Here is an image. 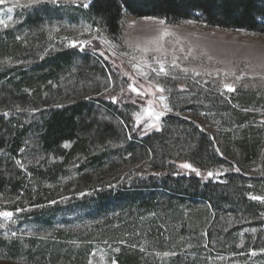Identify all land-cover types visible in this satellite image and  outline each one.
<instances>
[{
	"label": "rangeland",
	"instance_id": "374dc122",
	"mask_svg": "<svg viewBox=\"0 0 264 264\" xmlns=\"http://www.w3.org/2000/svg\"><path fill=\"white\" fill-rule=\"evenodd\" d=\"M93 1L77 0V5L88 3V8L72 3L59 8L16 7L10 15L23 22L0 28V49H8L0 55V76L6 70H18L21 73L11 76L21 83V91H26L28 83L40 89L38 96L30 90L29 100L4 95L0 111L8 113L5 117H21L31 125L30 119L39 121L41 115L48 118L78 104H87L89 111L85 114L89 124H83L79 137L64 142L63 152L55 156H47L31 143L34 149L19 152L18 165L10 147L0 150V174L10 177L43 163L63 164L74 145L82 143L80 137L86 145L84 154L64 163V172L41 181V191L0 188V210L24 209L14 216L15 225L8 222L0 229V264H111L113 260L118 264H264V201L250 198L264 196V159L260 155L247 162L232 144L247 129L264 134V79L251 78L264 75V35L196 22L161 26L156 23L158 18H136L124 11L119 33L109 36L88 18ZM11 2L0 5V18L5 17ZM161 27L176 34L165 39L166 53L144 54L136 49ZM73 39L88 43L72 48L68 43ZM38 49L44 53L34 56ZM61 55H71L72 65L51 78L35 79L49 71ZM132 55L137 57L132 63H139L141 56L150 62L153 56H163L170 75L157 77L143 65L148 77L138 75L129 63ZM173 57L179 68H171ZM105 63L118 75V82L112 77L108 80ZM153 66L157 65L153 62ZM185 67L188 73L180 70ZM225 68L237 75L248 73L234 83V92L223 87L234 77L216 73ZM193 69L201 75L195 76ZM209 71L211 76L206 74ZM125 72L135 78L134 86L145 95L128 89L132 81ZM26 73L29 75L24 76ZM156 83L166 89L165 102L173 112L161 118L162 131L148 128L145 134L147 116L136 127L135 113L145 112L149 100L159 110L156 97L160 93L152 95ZM113 93L125 99L116 110L109 99ZM126 116L133 120L139 141L150 139L148 152L121 123ZM183 163L198 169L200 176L181 168ZM139 167L157 168L154 178L163 176L166 181L135 182L134 170ZM209 171L220 175L208 177ZM30 195L54 203L36 207L28 199ZM8 228L16 230L17 236L8 232L6 237ZM116 248L120 251H114ZM164 251L177 255H155Z\"/></svg>",
	"mask_w": 264,
	"mask_h": 264
},
{
	"label": "trees",
	"instance_id": "16d2710c",
	"mask_svg": "<svg viewBox=\"0 0 264 264\" xmlns=\"http://www.w3.org/2000/svg\"><path fill=\"white\" fill-rule=\"evenodd\" d=\"M124 11L136 18L151 17L163 19L168 24L193 21L223 30H244L264 35V0H94L88 18L94 22L96 28L104 29L106 34L112 36L119 33L120 18ZM6 50L8 49L2 47L0 49V55ZM42 53L44 51L38 49L34 53V56H39ZM72 60L71 55H61L55 58L49 71L41 73L39 77L35 76V79L42 80L45 76L51 78L53 74L55 75L62 68L71 66ZM105 64L112 79L118 82V75L111 69L108 63ZM14 73L19 74L21 72L18 70H12V72L11 70H6L0 76V102H3L1 100L4 95H12L24 100L31 99L30 96L33 93L35 96H38L37 92L40 89L33 86L32 83H28V86L24 85L26 91H21L19 87L21 83L16 81V77H12ZM28 75L29 73L24 74V76ZM44 81L46 85L47 81ZM261 86L264 87V84ZM9 89L12 94H9ZM30 90L33 93H29L31 92ZM261 93L264 94V89H262ZM114 95L113 93L109 97ZM101 99H105V96H102ZM124 100V96L117 97V103H112L110 100L113 106L111 107L115 108V110L119 109V106H122L125 102ZM86 112L89 113L87 104L85 106L78 104L64 111L53 112L48 118L41 115L39 121L30 119V123H34L27 125L20 119L21 117L8 118L0 111V150L10 147V155L16 161V159H19L17 157H20L19 152L34 149L31 143H35L39 146V149L47 153V156H55L58 152H63L61 145L64 142H70L76 140V137H79V132L84 128L83 124H89L85 115ZM242 122L244 124L247 121ZM124 123L134 141L140 142V148L148 152L150 149V139L139 141L140 138L136 136L133 130V120L128 116L124 117ZM251 130L249 131L247 129L240 138V141L238 139L235 143H232L239 147V151H242L247 162L258 159L260 155L264 159V134L260 136L257 134L259 131ZM80 138L82 143L74 145L68 152L70 157L66 158L63 164L43 163L39 168L32 167V169H27L28 173L19 170V173L16 175L10 174V177L0 174V188L8 187L14 192L19 191L21 188L28 193L32 188L41 191L40 187H42L41 181L43 179L49 180L54 174L55 176L61 174L64 172L65 167L63 165L65 162L72 163V157L75 158L78 153L85 152L86 145H84L83 138ZM78 160L80 159L78 158ZM158 171L157 168L145 169L144 167H139L134 170L135 182L139 183L143 181L163 184L166 181L165 177L160 176V179L154 178V174ZM142 176L149 177V179L145 181L141 180ZM39 177H42L40 181L38 179ZM199 179L201 180V178ZM28 199L33 200V206L54 201L43 199L41 195H30ZM208 200L215 204L214 199L209 198ZM11 209L16 210L18 207Z\"/></svg>",
	"mask_w": 264,
	"mask_h": 264
},
{
	"label": "snow or ice",
	"instance_id": "6c2138e0",
	"mask_svg": "<svg viewBox=\"0 0 264 264\" xmlns=\"http://www.w3.org/2000/svg\"><path fill=\"white\" fill-rule=\"evenodd\" d=\"M5 3H6V0H0V5H4ZM69 3H72V4L76 5V6H81V7H84V8H88L89 7L88 3H82V4H78L77 5V0H26V2H24V3H21V0H12L11 6H9L7 8V13L5 14V17L0 18V28H3V29L6 30V29L9 28L10 24L14 26L15 24L23 22L20 19L13 20L12 15H10L13 12L14 8H16V7H20L22 9H30V8H37V7L42 6V5H50V6L54 7V8H59L62 5H66V4H69ZM145 19H154V18L146 17ZM156 23H158L159 25L163 26V25L166 24V21L163 20V19H157ZM188 23H193V21H188ZM58 30L59 29H56V28L53 29V31H58ZM84 31H89V28L85 27ZM97 31H99V29H97ZM156 33H157L156 35L152 36L150 39H147L145 41V44H144L143 47H141L139 44H137L135 46L136 49L138 51H140L141 53H144V54H147L148 52L166 53L167 49L164 46L165 39L167 37H174V36H176V34L174 32L168 31L164 27H161V28L157 29ZM16 39L19 40L20 37L17 36ZM93 39H95V37H93ZM176 39L179 40V37H176ZM87 43H88V41L80 42V41H77V40L73 39V40L69 41L68 46L72 47V48H76V47H78L80 45H86ZM81 50H82V47H81ZM181 51H183V49H181ZM191 51H192V49L190 48L188 50V54L189 55L191 54ZM100 55L103 56L104 53L101 52ZM121 55H128V53H122ZM208 59L211 60L212 57L209 56ZM136 60H137V57L135 55H132L131 60L129 61V63L131 64V66L135 70H137L138 75H142V76H144L146 78L148 77V72H145L143 70V68L141 67V65H143L144 67H147L148 69H150V71L152 73H155V75L157 77H160L161 75H163L164 77H168L170 75L169 70L165 67V60H164L163 56H153L152 57V62H150L147 59H144V57L141 56L139 63H132V61H136ZM176 60H177V58L173 57L172 61L170 62L171 68H179L180 67L179 64H177ZM153 62L158 67L157 66H153ZM0 63H3V61H0ZM218 63H222V61H218ZM180 70L182 72H184V73H188L189 72V69L186 68V67L185 68H181ZM192 71H193V74L195 76H200L201 75V73L199 71H196L195 69H193ZM216 73H217L218 76L220 75V73H222L225 78L234 77V80H233L232 83L225 82L223 84V87L228 92H234L236 90L235 87H234V83L236 81L243 80L244 77L246 75H248V73H245V72H241L239 75H237L236 71L231 69V68L217 69ZM206 74L211 76L212 72L209 71ZM124 75H127L129 80L132 81V83H129L127 85L128 89H130L134 93H137V95H140V96H143V95L146 94L144 92H141L137 87L134 86L135 83H136V80H135L134 77L129 75L127 72H125ZM257 77H259L260 79H264V75H261V74H255V75L251 76L252 79H255ZM172 78L176 79L175 76H173ZM108 80H111V76L108 77ZM205 83H207V81H205ZM153 86L155 88V91L152 93V95L156 96V93H160V95L158 97H156L158 99V101L160 102L159 110H156L153 107V101L149 100L148 101V108L145 110V112H139L138 111V112L135 113V119H136V125L135 126L136 127H139L141 122L144 120L145 115L147 116V119H148L149 123H147L145 125V129H142V131L145 134H147L146 129H148V128L155 129L157 131H162L163 129L161 128V124H160L161 118L164 117L166 113L173 112V107L169 103L165 102L167 98H166V96L163 93L166 91V89L164 87H162L159 83H156ZM246 86L247 85H245V87ZM141 87H143V86H141ZM105 90L107 91V89H105ZM181 90H183V89H181ZM123 91H124V88L121 87V93H123ZM109 99L112 101V103H117L118 102L116 96H111V97H109ZM133 103H136V101L133 100ZM176 114L179 115V113H176ZM4 115L7 116L8 113H4ZM121 123L123 124L124 122L121 121ZM198 127H200V126L198 125ZM65 147H67V145H65ZM216 151H219V149H216ZM16 163L19 165V164H21V161L17 160ZM180 167L184 168V169H188V170H190L192 172H195L197 176H200L199 170L194 168L189 163H183V164L180 165ZM235 171L239 172L240 169L237 167L235 169ZM215 175H220V173L219 172H215L214 173L212 171H209L207 173L208 177H213ZM250 198L253 199V200L264 201V196H251ZM53 203H54V201H53ZM36 207H43V205H37ZM21 211H24V209L18 208L15 211L7 210V209L0 210V229H5L7 224H8V222H11V224L15 225L17 221H16V219H14V216L16 215L17 212H21ZM8 232H10L12 237H16L17 236V231L16 230H14L12 228H8L7 232L5 233L6 237H7ZM114 251L119 252L120 249L116 248V249H114ZM141 251H144V249L141 248ZM251 254L255 255L256 253L253 251ZM155 255L156 256L169 257V256H175V255H177V253L171 252V251H164V252H156ZM90 264H91V262H90ZM111 264H118V262L113 260V261H111Z\"/></svg>",
	"mask_w": 264,
	"mask_h": 264
}]
</instances>
